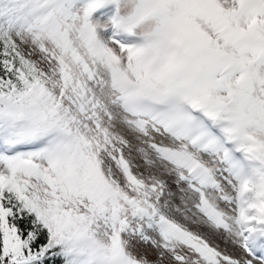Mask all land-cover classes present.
I'll use <instances>...</instances> for the list:
<instances>
[{"label":"snow or ice","instance_id":"1","mask_svg":"<svg viewBox=\"0 0 264 264\" xmlns=\"http://www.w3.org/2000/svg\"><path fill=\"white\" fill-rule=\"evenodd\" d=\"M50 262L264 264V0H0V264Z\"/></svg>","mask_w":264,"mask_h":264},{"label":"rangeland","instance_id":"2","mask_svg":"<svg viewBox=\"0 0 264 264\" xmlns=\"http://www.w3.org/2000/svg\"><path fill=\"white\" fill-rule=\"evenodd\" d=\"M193 227H195V226H193ZM215 242L219 243L221 247H225V244L223 243L222 239L215 238ZM229 250H231V249L229 248ZM153 258H154V256H153Z\"/></svg>","mask_w":264,"mask_h":264},{"label":"trees","instance_id":"3","mask_svg":"<svg viewBox=\"0 0 264 264\" xmlns=\"http://www.w3.org/2000/svg\"><path fill=\"white\" fill-rule=\"evenodd\" d=\"M50 264H52V263L50 262ZM57 264H58V262H57Z\"/></svg>","mask_w":264,"mask_h":264}]
</instances>
